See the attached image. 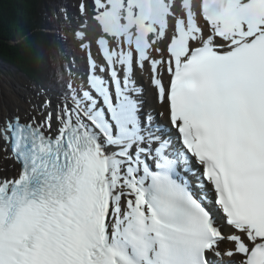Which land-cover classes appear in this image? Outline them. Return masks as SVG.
<instances>
[{
  "label": "snow or ice",
  "instance_id": "obj_1",
  "mask_svg": "<svg viewBox=\"0 0 264 264\" xmlns=\"http://www.w3.org/2000/svg\"><path fill=\"white\" fill-rule=\"evenodd\" d=\"M54 3L78 56L0 109V264H264V0Z\"/></svg>",
  "mask_w": 264,
  "mask_h": 264
},
{
  "label": "trees",
  "instance_id": "obj_2",
  "mask_svg": "<svg viewBox=\"0 0 264 264\" xmlns=\"http://www.w3.org/2000/svg\"><path fill=\"white\" fill-rule=\"evenodd\" d=\"M64 2L70 10V0ZM56 9L54 0H0V59L50 90L56 88L53 52L68 59L59 31L70 26L53 19Z\"/></svg>",
  "mask_w": 264,
  "mask_h": 264
},
{
  "label": "rangeland",
  "instance_id": "obj_3",
  "mask_svg": "<svg viewBox=\"0 0 264 264\" xmlns=\"http://www.w3.org/2000/svg\"><path fill=\"white\" fill-rule=\"evenodd\" d=\"M75 2H76V0H74V3H75ZM73 12L75 13V7H74ZM68 50L70 51V53H73V55L76 54V55L78 56V54L75 53L74 45H73L71 39H70V44H69V49H68ZM0 70L3 71V72H4L5 70H7L8 73H11L12 76H13V77H16V79L19 81V82L17 81V83H16L17 85H14V87H13L12 84L10 85V84H8L7 82H3V81L0 79V80H1V81H0V85L3 87L2 89L0 88V91H1L0 94H2V96H3L6 100H8V98L11 97V96L14 94L17 98L26 101V100L28 99V97L25 95L26 88L35 89V88H36V87H35V84H33V83H31L30 81H28V80H27L28 78H26V77L20 75V73H18V72H17L15 69H13L12 67H8V66H6V65H4V67H2V66L0 65ZM4 83H5V84H4ZM4 86H5V87H4ZM11 86H12V87H11ZM23 86H25V87H23ZM20 87H21V88H20ZM38 90H39V89H38ZM28 91H30V90H28ZM32 91H33V90H32ZM2 96H1V98H0L1 103H2Z\"/></svg>",
  "mask_w": 264,
  "mask_h": 264
},
{
  "label": "bare ground",
  "instance_id": "obj_4",
  "mask_svg": "<svg viewBox=\"0 0 264 264\" xmlns=\"http://www.w3.org/2000/svg\"><path fill=\"white\" fill-rule=\"evenodd\" d=\"M2 66V65H1ZM3 67V66H2ZM0 79L3 81V82H7L8 84H12V86L14 87V85H17V79L16 77H13L11 73H8L7 70H5L4 72L0 70ZM0 80V81H1ZM19 82V81H18ZM5 84V83H4ZM145 85L147 86V81H145ZM11 86V87H12ZM5 87V86H4ZM0 88L2 89L3 87L0 85ZM21 88V87H20ZM30 90V89H29ZM37 91V90H36ZM35 91L32 89L30 91H28L26 89V92H25V95L29 98V96L31 94H33ZM1 93V91H0ZM2 94H0V98H1ZM148 101L149 103H153V100H152V97L151 95L148 97ZM26 103L24 100H21L19 98H17L14 94L8 98V100H6L3 96H2V103L0 101V109H3V108H7L9 110L11 109H15V108H24L26 107Z\"/></svg>",
  "mask_w": 264,
  "mask_h": 264
}]
</instances>
